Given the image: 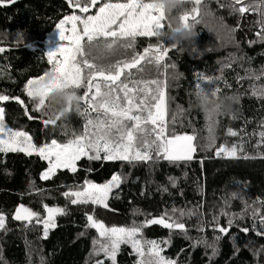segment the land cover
<instances>
[{"label": "trees", "instance_id": "16d2710c", "mask_svg": "<svg viewBox=\"0 0 264 264\" xmlns=\"http://www.w3.org/2000/svg\"><path fill=\"white\" fill-rule=\"evenodd\" d=\"M226 3L227 0H203L200 23L195 26L197 37L170 49L164 61L175 65L166 71L169 128L176 134L195 133L194 143L198 145L206 144L209 137L204 114L191 107L198 76L222 75L221 87L224 81L230 87L224 88L221 96H237L239 102L234 105L233 115L217 119L215 147L208 151L198 148L193 160L187 163L161 159L156 163L129 164L82 158L77 162L76 173L58 169L49 180L40 179L48 162L36 154L0 153V213L7 218V230L0 231V264H95L97 259H103L92 254V240L98 236L96 230L85 227V212L91 213L93 206L72 205L63 193L83 185L85 179L105 183L113 174H120L123 182L109 199L110 210L96 207L94 212L106 226H130L133 221L140 223L159 218L166 210L171 213L175 207L195 213L182 218L186 233L171 230L170 236V230L160 225L148 226L143 231L146 239H170V244L161 245L166 258L175 260L176 264H264V251L257 252L259 246L264 245V237L252 231L253 211L257 213V221L264 217V159L259 156L264 153V144L259 150L255 147L261 139L259 132L264 131V99L252 96L254 88L264 87V75H261L264 73V40L256 35L262 31L257 24L259 13L249 12L241 17L232 14L228 7H220ZM186 7L190 9L191 5ZM74 11L68 0H16L0 5V34L8 30L9 37L3 41L0 36V47L6 48L0 53V94L10 97L9 101H0V107L5 109V122L13 129L28 132L38 147L52 139L67 142L84 130L85 120L79 113L47 127L40 119L30 120L25 114L26 106L28 114L39 116L33 111L24 87L29 79L50 71L46 40L56 29L55 25ZM18 30L23 31L24 37L17 43L12 39ZM249 41L256 42L249 46ZM149 43L156 44V38H137L136 50L142 52ZM119 58L120 53L113 57ZM143 75L155 78L158 74L149 66ZM257 75H260L259 80L255 79ZM201 86L210 89L207 84ZM79 94L82 95L83 90ZM15 97L23 100L24 106L13 99ZM173 117L174 124L171 123ZM228 128L239 135H227ZM241 137L245 153L255 158L215 157L221 145H238ZM20 204L41 216L46 214L44 204L66 208L67 214L58 216L57 226L45 239L42 224L33 221L25 228L24 222L12 219ZM222 212L233 218V226L227 234L213 231V217L218 218L219 226L228 227V216L221 215ZM256 227L259 228L258 222ZM242 228L250 231L245 234ZM215 236L221 238L215 240ZM202 239L214 245L215 254L213 248L199 243ZM136 260L131 248L122 245L117 264H135ZM105 264L111 262L105 260Z\"/></svg>", "mask_w": 264, "mask_h": 264}, {"label": "snow or ice", "instance_id": "6c2138e0", "mask_svg": "<svg viewBox=\"0 0 264 264\" xmlns=\"http://www.w3.org/2000/svg\"><path fill=\"white\" fill-rule=\"evenodd\" d=\"M16 0H0V5L15 3ZM186 5H191L182 20L186 25L195 27L200 23L201 5L203 0H185ZM70 8L78 9L80 13H89L92 8L100 5L94 15H78L73 12L64 16L56 25L59 43L55 50L47 52V63L51 66L50 71L44 75L29 79L24 87V92L33 105V111L39 113L38 117L28 114L25 106V114L28 119H40L47 127L55 125L45 116V96L53 87L71 88L79 93L83 90L81 107L78 110L80 116L85 120L84 130L80 134H74L67 142H58L52 139L50 143L37 146L33 143V137L26 131L14 130L5 122V109L0 107V153H25L28 156L36 154L42 160L48 162V168L40 179L49 180L55 175L57 169H67L72 173L77 172V162L82 158L89 161H120L129 164L140 162L156 163L159 160H167L170 163L189 162L193 160V154L198 148L203 151L215 147L214 135L209 137L203 146L194 143L196 135L176 134L170 130L167 120L168 107L166 97V71L169 67L164 63L172 46L166 42L156 44L149 43L142 52L136 50V42L139 37H155L157 28L165 27L163 13L155 9L150 0H126V2H112L107 0L101 4V0H68ZM221 8L228 7L232 14H239L243 17L245 13L257 12L259 19L257 24L262 31L256 35L264 40V0H227L221 4ZM238 29H233L236 31ZM8 35V34H7ZM18 34H15L14 42ZM2 42V41H0ZM256 41H249L252 46ZM6 48L0 47V53ZM117 53L121 58L113 59ZM149 66L154 67L157 72L155 78H145L143 73ZM49 73L51 80L47 86L34 89ZM264 75V73H261ZM164 78L161 79L160 77ZM238 79H243L238 77ZM256 80L260 75L255 76ZM223 76L210 78L198 76L194 91L205 90L202 84L210 86L209 91L216 97H220L224 88L230 85L224 81L221 87L219 81ZM39 96V103L35 98ZM252 96L264 99V87L259 90L255 88ZM10 97L0 94V101H9ZM22 106L24 101L19 97L13 98ZM235 119V117L233 116ZM171 123H175V117ZM227 135L236 137L239 133L232 128L227 129ZM260 140L256 144L257 150L264 144V131L259 132ZM264 159V153H259ZM215 157L227 159H252L245 153L244 139L231 147L221 145L215 151ZM123 177L120 174H113L110 180L98 184L85 179L83 185L76 186L75 190L63 193L70 198L72 205H92L91 213L85 212L86 228L95 229L98 236L92 240L93 255L103 257L97 259L95 264H105V260L111 264H117V255L122 245L129 246L132 253L136 255L135 264H176L175 260L162 255L164 248L161 245L170 244L169 240L146 239L143 231L146 227L160 225L165 229L180 230L186 233V226L182 218L195 213L191 211L172 208L171 213L167 210L159 218L146 219L140 223L133 221L130 226H106L98 220L95 215V208L102 207L110 210L109 199L115 189H119ZM175 186V181H172ZM167 191V189H164ZM236 197L237 193H233ZM118 198V196H117ZM242 198V197H241ZM47 215L42 217L40 213L20 204L12 217L15 221L24 222L28 228L33 224L43 225V238L49 236L51 229H54L56 218L66 215L67 209L62 207H50L43 205ZM247 210V209H245ZM135 214V213H134ZM221 215L228 216V227L219 226L217 217L213 231L227 234L233 226V218L227 212ZM252 231L258 237H264V217L256 220L257 213L253 211ZM242 218V217H241ZM6 216L0 213V231H6ZM259 223V228L256 223ZM203 231V229H200ZM247 234L250 230L242 228ZM83 235V233H81ZM220 236H215L219 240ZM207 247H215L207 244ZM251 243V242H250Z\"/></svg>", "mask_w": 264, "mask_h": 264}, {"label": "clouds", "instance_id": "9594fccd", "mask_svg": "<svg viewBox=\"0 0 264 264\" xmlns=\"http://www.w3.org/2000/svg\"><path fill=\"white\" fill-rule=\"evenodd\" d=\"M155 9L160 10L165 18V27L155 30V38L158 42H168L169 45L178 46L183 42L193 41L198 33L195 27L186 25L182 16L188 10L185 0H150ZM8 30L0 34L3 41L8 40ZM17 40L24 37L22 30L17 31ZM52 76L49 73L34 89L47 86ZM46 100L45 116L54 124L68 119L73 113H78L81 105V97L77 90L71 88L53 87L44 97ZM39 96L35 100L39 103ZM237 96L225 95L216 97L209 90L194 91L191 107L198 109L205 116L207 129H211V135L215 134L218 126V117L233 115L234 105L238 103ZM264 251V245L259 246L257 252Z\"/></svg>", "mask_w": 264, "mask_h": 264}, {"label": "rangeland", "instance_id": "374dc122", "mask_svg": "<svg viewBox=\"0 0 264 264\" xmlns=\"http://www.w3.org/2000/svg\"><path fill=\"white\" fill-rule=\"evenodd\" d=\"M104 2H107V0H101V4L104 3ZM112 2H115V1H112ZM146 2H147V0H146ZM99 6L100 5H97L95 8H92L89 13H80L78 9H75V13L78 14V15H94V14H96V10L98 9ZM58 43H59L58 34H57L56 29H55L52 33L49 34V36H48V38L46 40L47 52H49L50 50H55V47L57 46ZM167 44H169V43H167ZM167 120H168V115H167ZM14 130H17V129H14ZM22 131H25V130H22ZM57 170H56V172H57ZM95 183H97V182H95ZM98 184H102V183H98ZM71 190H75V189H71ZM108 203H109V201H108ZM53 207H57V206H53ZM58 207H61V206H58ZM46 215H47V213L44 214L42 217H44ZM56 224H57V221H56Z\"/></svg>", "mask_w": 264, "mask_h": 264}]
</instances>
